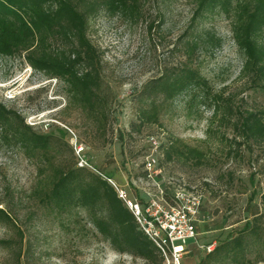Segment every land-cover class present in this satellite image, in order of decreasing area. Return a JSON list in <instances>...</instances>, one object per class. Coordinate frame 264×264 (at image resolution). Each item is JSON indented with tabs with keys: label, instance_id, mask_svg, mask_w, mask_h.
Listing matches in <instances>:
<instances>
[{
	"label": "rangeland",
	"instance_id": "obj_1",
	"mask_svg": "<svg viewBox=\"0 0 264 264\" xmlns=\"http://www.w3.org/2000/svg\"><path fill=\"white\" fill-rule=\"evenodd\" d=\"M194 8V0H147L140 21L104 10L91 17L89 36L102 51V73L114 96L115 118L106 136L82 111L66 108L61 81L34 70L23 57L0 54V101L21 113L35 130L62 133L78 160L87 162L85 167L111 174L131 195L146 199L147 189L153 188V181L144 176L147 156L154 152L152 136L160 145L180 138L206 151L208 160L202 166L162 161L155 176L170 191L181 185L202 194L197 241H187L183 264H199L205 246L238 232L256 208L264 212V143L242 147L241 157H229L233 130L212 122L209 107L189 105V98L180 96L168 104L159 124L128 135L142 87L166 67L185 60L182 44L192 32H214L222 40L220 47H203L195 58L214 92L225 91L242 110L264 109V88L241 75L244 57L233 39L231 18L209 12L192 28ZM156 154L161 157L160 150ZM39 180L38 161L0 138V206L10 208L24 230L27 252L21 264H151L114 250L85 209L59 212L48 206L35 193ZM14 236V228L0 224V240ZM254 250L253 259L264 264V245ZM0 264H18L15 252L0 245Z\"/></svg>",
	"mask_w": 264,
	"mask_h": 264
},
{
	"label": "trees",
	"instance_id": "obj_2",
	"mask_svg": "<svg viewBox=\"0 0 264 264\" xmlns=\"http://www.w3.org/2000/svg\"><path fill=\"white\" fill-rule=\"evenodd\" d=\"M147 0H0V54L20 56L36 71L64 84L66 108L82 111L106 136L113 127L115 108L113 90L102 73V51L89 36L91 17L104 10L132 21L144 17ZM192 28L206 13L220 11L231 18L233 39L244 57L241 75L255 87L264 88V0H194ZM155 23L149 24L150 30ZM181 51L185 60L166 67L149 79L139 92L140 105L132 133H141L146 125L159 124L168 104L180 96L189 105L199 103L213 110L212 122L231 127L234 133L229 157H241L242 147L264 143V109L234 106L231 95L214 92L209 80L195 65L203 48L222 45L216 33L186 34ZM123 138V134H121ZM0 138L18 146L38 161L40 180L35 193L54 210L67 212L85 209L97 231L110 246L120 252L141 257L151 264H164L160 248L140 228L138 221L116 187L113 176L79 166L73 147L59 131L40 132L28 124L16 109L0 101ZM107 142L110 140L105 137ZM162 161H180L202 166L206 151L172 138L160 145ZM147 177V172L144 174ZM264 205V192L262 193ZM243 228L221 240L205 252L199 264H257L255 248L264 245V212L251 213ZM0 224L11 226L15 236L1 239L0 245L15 252L21 264L26 254L25 234L10 208L0 206Z\"/></svg>",
	"mask_w": 264,
	"mask_h": 264
},
{
	"label": "built area",
	"instance_id": "obj_3",
	"mask_svg": "<svg viewBox=\"0 0 264 264\" xmlns=\"http://www.w3.org/2000/svg\"><path fill=\"white\" fill-rule=\"evenodd\" d=\"M154 152L147 156L144 164L147 180L153 181V188L147 189V198L134 196L125 188L119 187L112 179L109 181L116 187L119 196L136 217L140 228L155 242L164 255V264H183L189 239L197 241V226L202 211V194L194 189L178 185L172 191L169 186L156 180L158 175L160 144L155 137L150 138ZM87 162L80 160L79 165ZM171 184L172 182L169 181ZM177 242H181L180 245ZM215 243L205 246L204 251L210 252Z\"/></svg>",
	"mask_w": 264,
	"mask_h": 264
}]
</instances>
